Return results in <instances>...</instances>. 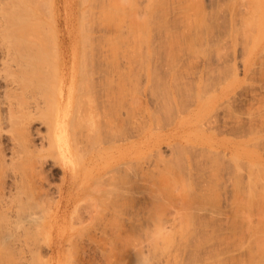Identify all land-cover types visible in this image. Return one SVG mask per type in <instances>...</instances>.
Wrapping results in <instances>:
<instances>
[{
  "label": "rangeland",
  "instance_id": "rangeland-1",
  "mask_svg": "<svg viewBox=\"0 0 264 264\" xmlns=\"http://www.w3.org/2000/svg\"><path fill=\"white\" fill-rule=\"evenodd\" d=\"M81 3L0 0V264H264V0Z\"/></svg>",
  "mask_w": 264,
  "mask_h": 264
},
{
  "label": "bare ground",
  "instance_id": "bare-ground-1",
  "mask_svg": "<svg viewBox=\"0 0 264 264\" xmlns=\"http://www.w3.org/2000/svg\"><path fill=\"white\" fill-rule=\"evenodd\" d=\"M89 1H92V0H89ZM149 1H150V0H149ZM194 1H195V0H194ZM69 2H70V1H68V3H69ZM81 2H82L81 4L83 5L84 2H86V0H81ZM121 2H122V1H121ZM138 2H139V1H138ZM146 2H147V1H146ZM253 2H254V1H253ZM63 3H64V2H63ZM63 3H62V4H63ZM89 3H90V2H89ZM89 3H88L87 6H89ZM92 3H93V2H92ZM95 3H96V2H95ZM227 3H228V2H227ZM85 4H86V3H85ZM101 4H102V3H101ZM107 4H108V3H107ZM186 4H187V3H186ZM199 4H200V3H199ZM252 4H254V3H252ZM63 5H64V4H63ZM63 5H62V7H63ZM70 5H71V4H70ZM73 5H74V4H73ZM78 5H79V4H78ZM97 5H98V4H97ZM102 5H103V4H102ZM102 5H101V6H102ZM115 5H116V4H115ZM157 5H158V4H157ZM165 5H166V4H165ZM99 6H100V4H99ZM105 6H107V5H105ZM112 6H113V5H112ZM122 6H123V5H122ZM185 6H187V5H185ZM66 7H67V6H66ZM66 7H63V8L66 10ZM68 7H69V5H68ZM90 7H91V5H90ZM94 7H95V5H94ZM116 7H117V5H116ZM160 7H161V6H160ZM187 7H188V6H187ZM95 8H96V7H95ZM97 8H98V7H97ZM82 9H83V8H82ZM84 9H85V8H84ZM84 9H83V10H84ZM153 9H154V8H153ZM162 9H163V8H162ZM172 9H173V8H172ZM185 9H186V8H185ZM185 9H184V10H185ZM197 9H198V8H197ZM217 9L219 10V8H217ZM220 9H221V8H220ZM83 10H82V11H83ZM87 10L89 11V10H91V8H89V9H87ZM92 10H94V9H92ZM177 10H178V9H177ZM184 10H181V11H184ZM165 11H166V9H165ZM198 11H199V10H198ZM203 11H204V10H203ZM79 12H80V11H79ZM92 12H95V11H92ZM192 12H193V11H192ZM81 13H82V12H81ZM98 13H99V12H98ZM196 13H197V12H196ZM196 13H195V14H196ZM203 13H204V12H203ZM82 14L85 15V13H82ZM89 14H90V13H89ZM164 14H165V13H164ZM184 14H185V13H184ZM186 14H187V13H186ZM91 15H93V14H91ZM201 15H202V14H201ZM80 16H82V15H80ZM88 16L90 17V15H88ZM116 16H117V15H116ZM128 16H130V15H128ZM143 16H144V15H143ZM143 16H142V18H143ZM184 16H185V15H184ZM184 16H183V17H184ZM187 16H188V15H187ZM224 16H225V15H224ZM91 17H92V16H91ZM118 17H119V16H118ZM130 17H132V16H130ZM180 17H181V16H180ZM83 18H84V17H83ZM134 18H135V16H134ZM149 18H150V17H149ZM197 18H198V17H197ZM200 18H201V17H200ZM202 19H203V18H202ZM220 19H221V18H220ZM78 20H79V19H78ZM80 20H81V19H80ZM80 20H79V21H80ZM83 20H84V19H83ZM87 20H88V19H87ZM93 20H94V19H93ZM105 20H106V19H105ZM128 20H129V19H128ZM130 20H131V19H130ZM140 20H143V19H140ZM182 20H183V19H182ZM187 20H189V19H187ZM192 20H193V18H192ZM218 20H219V19H218ZM119 21H120V20H119ZM133 21H134V20H133ZM199 21H200V19H199ZM199 21H198V22H199ZM203 21H204V20H203ZM81 22H82V20H81ZM84 22H85V21H84ZM116 22H117V21H116ZM143 22L146 23V21H142V24H143ZM179 22H180V21H179ZM183 22H184V21H183ZM186 22H187V21H186ZM188 22H190V21H188ZM195 22H196V21H195ZM85 23H86V22H85ZM126 23H127V22H126ZM128 23H129V22H128ZM130 23H131V22H130ZM135 23H136V22H135ZM145 23H144V24H145ZM150 23H151V21H150ZM180 23H181V22H180ZM196 23H197V22H196ZM106 24H107V23H106ZM133 24H134V23H133ZM133 24H132V25H133ZM181 24H182V23H181ZM186 24H187V23H186ZM188 24H189V23H188ZM192 24H194V23L192 22ZM199 24H201V23H199ZM85 25H86V24H85ZM114 25H116V23H115ZM163 25H164V24H163ZM90 26H91V25H90ZM128 26H129V25H128ZM133 26H134V25H133ZM153 26H154V25H153ZM181 26H182V25H181ZM197 26H198V25H197ZM199 26H200V25H199ZM199 26H198V27H199ZM84 27H85V26H84ZM87 27H88V26H87ZM140 27H141V24H140ZM142 27H143V25H142ZM142 27H141V29H142ZM190 27H191V24H190ZM193 27H194V26H193ZM200 27H201V26H200ZM78 28H79V27H78ZM123 28H124V27H123ZM187 28H188V27H187ZM81 29H82V28H81ZM135 29H136V28H135ZM197 29H198V28H197ZM132 30H133V29H132ZM88 31H89V30H88ZM119 32H120V31H119ZM208 33H209V32H208ZM82 34H84V33H82ZM87 34H88V33H87ZM134 34H135V33H134ZM134 34H133V35H134ZM196 34H197V33H196ZM44 35H45V34H44ZM66 35H67V33H66ZM163 35H164V34H163ZM176 35H177V34H176ZM38 36H39V35H38ZM38 36H37V37H38ZM45 36H46V35H45ZM68 36H69V35H68ZM89 36H90V35H89ZM139 36H140V35H139ZM141 36H142V35H141ZM141 36H140V37H141ZM137 37H138V35H137ZM173 37H174V36H173ZM3 38H4V37H3ZM183 38H184V37H183ZM200 38H201V37H200ZM202 38H203V37H202ZM41 39H45L44 36H42ZM46 39H47V37H46ZM123 39H124V38H123ZM139 39H140V38H139ZM48 40H49V36H48ZM48 40H46V41L48 42ZM89 40H90V39H89ZM107 40H108V38H107ZM42 41H44V40H42ZM42 41H41V42H42ZM50 41H52V40H50ZM172 41H173V40H172ZM198 41H199V40H198ZM173 42H174V41H173ZM194 42H195V41H194ZM203 42H204V41H203ZM35 43H36L38 46L42 47V45L40 44V42H38V38L35 39ZM43 43H44V42H43ZM171 43H172V42H171ZM189 43H191V42H189ZM45 44H46V43H45ZM52 44H53V47H56V48H57V44L55 43V40H54V42H53ZM47 45H48V44H47ZM165 45H166V44H165ZM111 46H112V45H111ZM168 46H169V45H168ZM83 47H84V46H83ZM85 47H86V46H85ZM116 49H117V48H116ZM132 49H133V48H132ZM141 49H142V48H141ZM207 50H208V49H207ZM209 50H210V49H209ZM134 51H135V50H134ZM110 52H111V51H110ZM137 52H138V51H137ZM112 53H113V52H112ZM41 54H43V53L39 51V55H41ZM84 54H85V53H84ZM107 54H108V53H107ZM144 54H145V53H144ZM186 54H187V53H186ZM172 55H173V54H172ZM176 55H177V54H176ZM199 55H200V54H199ZM85 56H86V55H85ZM120 56H121V55H120ZM43 57H44V55H43ZM83 57H84V56H83ZM91 58H92V57H91ZM41 59H43V58L41 57ZM82 59H83V58H82ZM133 59H134V58H133ZM135 59H136V58H135ZM43 61H44V60H43ZM126 61H127V59H126ZM143 61H144V60H143ZM107 63H108V62H107ZM4 64H6V63H4ZM0 66H1V64H0ZM126 66H127V65H126ZM3 67H5V66H3ZM3 67H2V68H3ZM88 67H89V66H88ZM114 67H115V66H114ZM2 68L0 67V71H1ZM120 68H121V67H120ZM130 68H131V67H130ZM3 69H4V68H3ZM64 69H65V68H64ZM129 70H130V69H129ZM0 73H1V72H0ZM129 74H130V72H129ZM118 76H119V75H118ZM128 77H129V76H128ZM132 77H133V76H132ZM121 82H122V81H121ZM154 82H155V81H154ZM156 82H157V81H156ZM4 83H5V85L3 84V86H4V87H3V90H4V94H3V97H4V98H3V99H4V100H1V98H0V100L2 101V102L0 101V126H1V125H4V124H7V121H8L10 118L14 121L15 124H17L18 122L20 123V119H21V118L18 116L17 111L15 112L14 108L11 109L10 105H9V107H8L7 104H6V102H5V98L7 97L8 93H9V89H8V87H9V83H6L5 81H4ZM122 83H123V82H122ZM109 84H110V83H109ZM162 84H163V83H162ZM116 85H117V84H116ZM120 88H121V87H120ZM154 88H155V87H154ZM121 89H122V88H121ZM173 89H174V88H173ZM188 89H189V88H188ZM118 90H119V89H118ZM122 90H123V89H122ZM175 90H176V89H175ZM186 90H187V89H186ZM146 92H147V91H146ZM154 92H155V91H154ZM157 92H158V91H157ZM159 92H160V91H159ZM191 92H192V91H191ZM121 94H122V93H121ZM181 94H182V93H181ZM189 97H191V96H189ZM133 98H134V96H133ZM161 98H162V97H161ZM179 98H180V97H179ZM132 100H133V99H132ZM188 100H189V99H188ZM189 101H190V100H189ZM177 103H178V102H177ZM199 103H200V102H199ZM164 104H165V103H164ZM191 104H192V103H191ZM199 105L201 106V104H198V100H196V106L198 107ZM2 106H3V107L5 106V109H6L7 113L3 112V107H2ZM194 106H195V103H194ZM200 106H199V107H200ZM171 107H172V106H171ZM197 107H196V110H195L197 113L194 112L196 115L199 114V113H198V112H199V108H197ZM130 108H131V107H130ZM164 109H165V108H164ZM187 109H188V108H187ZM184 110H185V109H184ZM204 110H205V107H204ZM210 111H211V110H210ZM132 112H133V111H132ZM212 112H213V111H212ZM212 112H211V113H212ZM4 113H5V114H4ZM170 114H171V113H170ZM212 114H213V113H212ZM166 116H167V115H166ZM166 116H164V117H166ZM211 116H212V115H211ZM211 116H210V118H211ZM171 117H173V116H171ZM206 117H209V116H206ZM167 118H168V117H167ZM199 118H201V117L199 116ZM210 118H208V119H210ZM143 120H144V119H143ZM159 120H160V119H159ZM163 120H164V119H163ZM206 120H207V119H206ZM151 121H152V120H151ZM198 121H199V120H198ZM209 121H210V120H209ZM193 122H194V121H193ZM205 123H206V121H205ZM205 123H204V124H205ZM202 124H203V123H202ZM169 126H170V125H169ZM179 126H180V125H179ZM200 126H201V125H200ZM141 128H142V127H141ZM144 128H145V127H144ZM151 130H152V129H151ZM176 133H177V131H176ZM169 138H170V137H169ZM174 138H175V137H174ZM165 139H167V138H165ZM172 140H174V139H172ZM1 146H2V143H0V148H1ZM207 147H208V146H207ZM194 148H195V147H194ZM173 149H174V148H173ZM176 150H177V149H176ZM157 154H158V153H157ZM209 155H210V154H209ZM219 159H220V158H219ZM169 162H170V161H169ZM177 162H178V161H177ZM156 163H157V162H156ZM195 163H196V162H195ZM199 163H200V162H199ZM160 164H161V163H160ZM164 164H165V163H164ZM172 164H173V163H172ZM184 164H185V163H184ZM175 165H176V164H175ZM195 165H196V164H195ZM181 166H182V165H181ZM190 166H191V165H190ZM155 167H156V166H155ZM155 167H154V168H155ZM179 167H180V166H179ZM179 167H178V169H179ZM182 167H183V166H182ZM156 168H157V167H156ZM213 168H214V167H213ZM182 169H183V168H182ZM151 170H152V169H151ZM155 170H156V169H155ZM168 172H169V171H168ZM170 173H171V172H170ZM172 174H173V172H172ZM255 174H256V173H255ZM255 174H254V175H255ZM159 175H160V174H159ZM173 175H174V174H173ZM252 175H253V174H252ZM171 176H172V175H171ZM142 177H143V176H142ZM165 177H166V176H165ZM174 177H175V175H174ZM162 178H163V177H162ZM171 178H172V177H171ZM180 178H181V177H180ZM183 178H184V177H183ZM249 178H250V177H249ZM147 179H149V178H147ZM150 179H151V178H150ZM156 179H157V177H156ZM160 179H161V178H160ZM176 179H178V177H176L175 180H176ZM257 179H258V178H257ZM166 180H168V179L166 178ZM170 180H171V179H169V181H170ZM172 180H174V179H172ZM180 180H181V179H180ZM253 180H254V179H253ZM169 181H167V182H169ZM177 181H178V180H177ZM177 181H176V182H177ZM152 182H153V181H152ZM159 182H162V181H159ZM176 182H175V184H176ZM255 182H256V181H255ZM150 183H151V182H150ZM162 183L165 184V181L162 182ZM173 183H174V182H173ZM178 183H179V181H178ZM236 183H237V182H236ZM147 184H148V183H147ZM167 184H168V183H167ZM170 184H171V183H170ZM175 184H173V185L175 186ZM249 184H250V183H249ZM259 184H260V183H259ZM158 185H159V183H158ZM160 185H161V184H160ZM160 185H159V186H160ZM173 185H172V186H173ZM181 185H182V184H181ZM254 185H255V184H254ZM169 186H170V185H169ZM176 186H177V185H176ZM185 186H186V185H185ZM160 187H161V186H160ZM179 188H180V187H179ZM184 188H185V187H184ZM184 188H183V189H184ZM155 189H156V188H155ZM164 189H165V188H164ZM168 189H169V188H168ZM175 189H177V188H175ZM259 189H260V188H259ZM162 190H163V188H162ZM172 190H173V189H172ZM210 190H211V189H210ZM150 191H151V190H150ZM155 191L157 192V190H155ZM158 191H159V190H158ZM165 191H166V190H165ZM167 191H170V189L167 190ZM186 191H187V190H186ZM208 191H209V190H208ZM211 191H212V190H211ZM211 191H210V192H211ZM258 191H259V190H258ZM171 192H172V191H171ZM178 192H179V191H178ZM178 192H177V194H178ZM212 192H214V191H212ZM248 192H249V191H248ZM253 192H254V191H253ZM57 193H58V197L60 198V196H61V189H60V188L57 190ZM164 193H165V192H164ZM172 193H173V192H172ZM172 193H171V194H172ZM175 193H176V192H175ZM15 194H16V193H15ZM155 194H156V193H155ZM168 194H169V193H168ZM209 194H210V193H209ZM209 194H208V195H209ZM245 194H246V193H245ZM68 195H69V194H67L66 196L62 197V199H63V201H64V203H63L62 206H66V204L68 203V201H69ZM166 195H167V194H166ZM178 195H179V194H178ZM183 195H185V194H183ZM183 195H182V196H183ZM188 195H189V194H188ZM248 195H249V194H248ZM158 196H159V195H158ZM180 196H181V195H180ZM251 196H252V194H251ZM171 197H172V196H171ZM205 197H206V196H205ZM208 197H209V196H208ZM211 197H212V196H211ZM247 197H248V196H246V198H247ZM261 197H262V196H261ZM156 198H157V197H156ZM163 198H165V197H163ZM185 198H186V196H185ZM206 198H207V197H206ZM11 199H12V198H11ZM199 199H200V198H199ZM217 199H218V198H217ZM13 200H14V202H15V200L18 201L19 199H14V198H13ZM164 200H165V199H164ZM181 200H183V199L181 198ZM205 200H206V199H205ZM255 200H256V198H255ZM10 201H11V200H10ZM10 201H9V203H7V204H10ZM23 201H25V200H23ZM23 201H20L19 204L23 205V204H22ZM60 201H61V200H60ZM60 201H59V203H60ZM148 201H149V200H148ZM176 201H177V200H176ZM178 201H179V200H178ZM186 201H187V200H186ZM207 201H208V200H207ZM260 201H261V200H260ZM263 201H264V200H263ZM21 202H22V203H21ZM26 202H27V201H26ZM66 202H67V203H66ZM209 202H210V201H209ZM244 202H245V201H244ZM164 203H165V201H164ZM168 203H169V202H168ZM176 203H177V202H176ZM183 203H184V202H183ZM183 203H182V204H183ZM185 203H186V202H185ZM246 203H247V201H246ZM249 203H250V202H249ZM252 203H254V202H252ZM13 204H14L15 208L18 207V206H17L18 202H16V205H15V203H13V201H12V206H13ZM57 204H58V202H57ZM151 204H152V203H151ZM172 204H173V203H172ZM10 205H11V204H10ZM54 205H55V204H54ZM54 205H53V207H54ZM159 205H160V204H159ZM200 205H201V204H200ZM249 205H251V204H249ZM7 206H9V205H6V208L8 209ZM19 206H20V205H19ZM48 206H49V205H48ZM152 206H153V205H152ZM161 206H162V205H161ZM46 207H47V206H46ZM198 207H199V206H198ZM205 207H206V206H205ZM242 207H243V206H242ZM247 207H248V206H247ZM255 207H256V206H255ZM6 208H5V209H6ZM9 208H10V206H9ZM26 208H27V207H26ZM29 208H32V207H29ZM49 208H50V207H49ZM263 208H264V207H263ZM256 209H257V208H256ZM1 210H3V208H2ZM8 210H9V209H8ZM11 210H12V209H11ZM29 210H30V209H29ZM14 211H15V209H14ZM32 211H33V210H32ZM162 211H163V210H162ZM181 211H182V210H181ZM10 212H11V211H10ZM10 212H9V213H10ZM12 212H13V211H12ZM26 212H29V211H26ZM26 212H21L20 215H19V217L21 216L22 213H26ZM34 212H35V211H34ZM147 212H148V211H147ZM213 212H214V211H213ZM242 212H244V211H242ZM245 212H246L245 214L249 213V212H247V211H245ZM0 213H1V211H0ZM14 213H15V212H14ZM18 213H19V210H18ZM201 213H202V212H201ZM3 214H4V211H3ZM10 214H11V213H10ZM154 214H155V213H154ZM157 214H158V213H157ZM245 214H244V215H245ZM7 215H8V214H7ZM7 215H6V217H7ZM11 215H12V214H11ZM35 215L37 216L36 213L34 214V216H35ZM143 215H144V214H143ZM12 216H13V215H12ZM12 216H11V217H12ZM30 216H31V214H30ZM36 216H35V218H36ZM46 216H47V214H46ZM152 216H153V215H152ZM200 216H201V215H200ZM15 217H17V216H15ZM15 217H12V219H14ZM150 217H151V216H150ZM192 217H193V216H192ZM197 217H198V216H197ZM238 217H239V216H238ZM246 217H248V216H246ZM0 218H1V216H0ZM28 218H29V217H28ZM143 218H144V217H143ZM181 218H182V217H181ZM24 219H25V220L21 219V221H22V222H23V221H26V222L29 221V222H30V220H31V219H26V217H25ZM56 219H58V218H56ZM77 219H78V218H77ZM158 219H159V218H158ZM184 219H185V218H184ZM243 219L245 220V218H243ZM254 219H255V218H254ZM3 220H4V219H3ZM14 220H15V219H14ZM17 220H18V219H17ZM17 220H16V221H17ZM27 220H28V221H27ZM32 220H34V226H35V225L37 224V221H36V224H35V219L32 218ZM80 220H81V219H80ZM145 220H146V219H145ZM154 220H155V219H154ZM160 220H161V219H160ZM189 220H190V219H189ZM231 220H232V219H231ZM7 221H8V219H7L5 222H7ZM10 221H12L11 218H10ZM18 221L21 222L20 220H18ZM56 221H57V220H56ZM146 221H147V220H146ZM186 221H187V220H186ZM2 222H3V221H2ZM8 222H9V221H8ZM50 222H51V221H50ZM50 222H49V223H50ZM78 222H79V221H78ZM180 222H181V221H180ZM183 222H184V221H183ZM187 222H188V221H187ZM203 222H204V221H203ZM233 222H234V220H233ZM246 222L248 223V220H247V219H246ZM16 223H17V222H16ZM24 223H25V222H24ZM11 224H12V223L10 222V225H11ZM30 224H31V222H30ZM71 224H72V223H71ZM158 224H159V223H158ZM208 224H209V222H208ZM1 225H2V224H1ZM31 225H33V224H31ZM37 225H38V224H37ZM37 225H36V226H37ZM41 225H42V224H41ZM45 225H46V224H45ZM47 225H48V224H47ZM52 225H53V224H52ZM83 225H84V224H83ZM11 226H12V225H11ZM13 226H14V225H13ZM28 226H29V225H27L26 228H29ZM42 226H44V225H42ZM71 226H72V225H71ZM161 226H162V225H161ZM181 226H183V225H181ZM186 226H187V224H186ZM189 226H190V225H189ZM195 226H196V225H195ZM203 226H204V225H203ZM246 226H247V225H246ZM0 227H1V226H0ZM14 227H15V226H14ZM22 227H23V226H22ZM39 227H40V226H39ZM155 227H156V226H155ZM158 227H160V226H158ZM184 227H185V226H184ZM247 227H249V226H247ZM253 227H254V226H253ZM262 227H263V226H262ZM19 228H20V226H19ZM19 228H18V227L15 228V229H17V230L14 231V232H16L15 235H17V237L19 236V237H18V238H19L18 240L21 239V235H20V233L17 234ZM35 228L37 229V227H35ZM35 228H33V229H35ZM43 228H44V227H43ZM48 228H49V227H48ZM162 228H163V227H162ZM170 228H171V227H170ZM3 229H4V228H3ZM20 229H21V228H20ZM29 229H30V228H29ZM29 229H28V230H29ZM33 229L31 228L30 230H33ZM41 229H42V227H41ZM41 229H39V230H41ZM158 229H159V228H158ZM229 229H230V228H229ZM248 229H249V228H248ZM250 229H251V227H250ZM250 229H249V230H250ZM30 230H29V231H30ZM151 230H152V228H151ZM155 230H157V228H156ZM251 230H252V229H251ZM263 230H264V229H263ZM263 230H262V231H263ZM4 231H6V229H5ZM10 231H13V229L10 230ZM10 231H9V232H10ZM33 231H36V230H33ZM33 231H32V232H33ZM37 231H38V229H37ZM43 231H44V229H43ZM43 231H42V232H43ZM160 231H161V230H160ZM164 231H165V230H164ZM166 231H167V230H166ZM166 231H165V232H166ZM176 231H177V230H176ZM182 231H183V230H182ZM30 232H31V231H30ZM38 232H39V231H38ZM42 232L40 231V233H42ZM235 232H236V231H235ZM255 232H256V231H255ZM24 233H25V232H24ZM36 233H37V232H36ZM47 233H48V230H47ZM50 233H51V232H50ZM160 233H162V232H160ZM169 233H170V232H169ZM182 233H183V232H182ZM3 234H5V233H3ZM25 234H26V233H25ZM29 234H30V233H29ZM33 234H34V232H33ZM241 234H242V233H241ZM254 234H255V233H254ZM261 234H262V233H261ZM9 235L12 236L11 233H10ZM30 235H32V234H30ZM36 235H37V234H35V236H36ZM38 235H40V234L38 233ZM41 235L44 236V232H43ZM159 235H160V234H158V237H159ZM167 235H168V234H167ZM177 235H178V234H177ZM13 236H14V235H13ZM33 236H34V235H33ZM43 236H42V237H43ZM180 236H181V235H180ZM24 237H25V236H24ZM26 237H27V235H26ZM160 237H161V235H160ZM167 237L169 238V236H165L166 239H168ZM27 238H28V237H27ZM29 238L32 239L31 237H29ZM35 238H36V237H34L33 240H37V239H35ZM43 238H44V237H43ZM153 238H154V237H153ZM163 238H164V237H163ZM171 238H172V236H171ZM177 238H178V237H177ZM192 238H193V237H192ZM217 238H218V237H217ZM263 238H264V237H263ZM25 239H26V238H25ZM39 239H40V238H39ZM155 239H156V238H155ZM157 239H158V238H157ZM169 239H170V238H169ZM169 239L167 240V243L170 241ZM21 240H22V239H21ZM23 240H24V239H23ZM23 240H22V242H23ZM26 240H28V239H26ZM206 240H207V239H206ZM39 241H40V240H39ZM185 241H186V240H185ZM232 241H233V240H232ZM262 241L264 242V240H262ZM262 241H261V242H258V243H259V247H260V244L262 243ZM19 242H20V241H18V243H19ZM22 242H20V243H22ZM42 242H43V240H42ZM51 242H52V241H51ZM163 242H164V241H163ZM179 242H180V241H179ZM181 242H182V241H181ZM207 242H208V241H207ZM18 243H17V244H18ZM20 243H19V244H20ZM33 243H35V242L33 241ZM36 243H37V242H36ZM36 243H35V244H36ZM70 243H71V241H70ZM198 243H199V242H198ZM12 244H13V243H12ZM22 244H23V245L26 244V246L28 245L27 243H24V242H23ZM35 244H34V245H35ZM43 244H44V243H43ZM51 244H52V243H51ZM196 244H197V243H196ZM23 245H22L21 247H23ZM48 245H49V244H48ZM263 245H264V244H263ZM263 245H262V246H263ZM41 246H42V244H41ZM45 246H46V244H45ZM45 246H44V247H45ZM168 246H169V245H168ZM180 246H181V245H180ZM183 246H184V245H183ZM235 246H236V245H235ZM239 246H240V245H239ZM12 247H13V246H12ZM21 247H20V248H21ZM39 247H40V246H39ZM42 247H43V246H42ZM55 247H56V246H55ZM57 247H58V246H57ZM152 247H153V246H152ZM187 247H188V245H187ZM263 247H264V246H263ZM7 248H8V247H7ZM36 248H37V247H36ZM45 248H46V247H45ZM58 248H59V247H58ZM155 248H156V247H155ZM191 248H192V247H191ZM256 248H257V247H256ZM0 249H1V247H0ZM69 249H71V248H69ZM23 250H24V249H23ZM48 250H49V249H48ZM170 250H171V249H170ZM231 250H232V249H231ZM30 251H31V250L29 249V252H30ZM55 251H57V249H56ZM152 251H153V250H152ZM217 251H218V250H217ZM220 251H221V250H220ZM241 251H242V250H241ZM223 252H224V251H223ZM56 253H57V252H56ZM228 253H229V252H228ZM228 253H227V254H228ZM249 253H250V252H249ZM255 253H256V252H255ZM206 254H207V253H206ZM214 254H215V253H214ZM257 254H258V253H257ZM259 254H260V253H259ZM211 255H212V254H211ZM223 255H224V254H223ZM260 255H261V254H260ZM262 255H263V254H262ZM262 255H261V256H262ZM217 256H218V255H217ZM70 257H71V256H70ZM263 257H264V256H263ZM252 258H254V257L252 256ZM174 259H175V258H174ZM255 259H256V258H255ZM255 259H254V260H255ZM258 259H259V257H258ZM261 259H262V257H261ZM172 260H173V259H172ZM234 260H235V259H234ZM247 260H248V259H247ZM250 260H251V259H250ZM70 261H71V260H70ZM252 261H253V260H252ZM177 262H178V261H177ZM217 262H218V261H217ZM255 262H256V261H255ZM259 262H260V261H259ZM253 263H254V262H253ZM257 263H258V262H257ZM176 264H177V263H176Z\"/></svg>",
  "mask_w": 264,
  "mask_h": 264
}]
</instances>
